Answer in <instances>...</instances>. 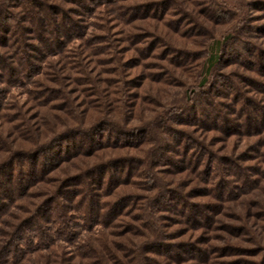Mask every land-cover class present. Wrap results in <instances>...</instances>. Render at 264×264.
<instances>
[{
    "label": "trees",
    "instance_id": "trees-1",
    "mask_svg": "<svg viewBox=\"0 0 264 264\" xmlns=\"http://www.w3.org/2000/svg\"><path fill=\"white\" fill-rule=\"evenodd\" d=\"M226 7L224 0H0V264H264L263 215L250 227L242 217H218L244 195L255 198L243 199V208L264 203V99L245 97L231 78L220 91L223 106L211 95L221 63L264 77L261 41L238 48L237 25L215 29L225 14L236 15ZM112 16L124 28L164 21L167 31L143 24L102 31ZM252 35L260 40L264 31ZM121 42L137 55L119 61ZM155 56L193 77L164 82L176 89L157 109L146 107L160 102L154 97L126 100L143 71L101 67L117 75L113 81L87 66L117 61L123 71ZM212 130L241 141L247 162L235 151L216 154ZM243 134L255 138L244 144ZM180 173L188 179L175 181Z\"/></svg>",
    "mask_w": 264,
    "mask_h": 264
},
{
    "label": "rangeland",
    "instance_id": "rangeland-1",
    "mask_svg": "<svg viewBox=\"0 0 264 264\" xmlns=\"http://www.w3.org/2000/svg\"><path fill=\"white\" fill-rule=\"evenodd\" d=\"M47 1H53V0H47ZM56 1H60V0H56ZM90 4H92L93 2L97 1V0H88ZM226 2V8L227 9H234L235 12V16L229 18V13L225 14L226 19H224V21L222 22V24L217 25L215 29H221V32L226 30H230L232 29L234 25H237L239 27V34L238 37L234 40L236 43L235 46H237L238 48L241 46L242 42H257V41H261L262 46L257 45L258 47H261L264 49V38L258 40V38H253L252 34H256L259 33L261 31H264V3L261 2V4H259V2H256V4H254L255 0H224ZM259 1V0H258ZM93 7V6H92ZM92 7L90 9H92ZM94 9H98V7H94L92 10ZM86 15V14H85ZM146 22V23H145ZM145 23V24H144ZM164 21H157V20H137L134 22V24H132L131 26H120L119 23H117L114 20V17L112 16L111 18L107 19V21H105V24L103 26V30L107 33H110L111 31H113V33H119V31H132L135 30V28L137 26H145L148 28V30L150 31H154V32H162V31H167L166 26H164ZM212 29H214L212 26V24H208ZM216 30V31H217ZM258 37V36H257ZM260 37V36H259ZM241 42V43H240ZM198 45V43L195 44V46ZM255 45V44H254ZM120 47L118 48V54H117V58H119V61H123V58H129L131 56H136L137 52L134 51L133 49H131V43H120L119 45ZM197 47V46H196ZM152 51V50H151ZM154 51H157V49H155ZM107 59L110 58L109 55L105 56ZM112 57V56H111ZM245 57V55L243 56ZM116 58V59H117ZM93 59V58H92ZM88 60V61H92ZM109 61H111L109 59ZM161 61V62H160ZM157 56H155V58H152V60L147 61L148 63V68L145 66H141L138 63L142 62V61H138L137 63H127L126 66H124V70L122 71L121 65H117L116 62H110L109 64L106 65H101L100 63L96 62H89L87 66H98L99 72L103 71L101 73V75L103 77H112L111 75H113V81L116 80L115 75L116 74H109L106 72V70H101V67H106V68H117L119 70V72H123L127 69V71H129L132 74H136L138 72L143 71V73L145 75H143L141 81H143L142 86L144 87H137V86H133L134 84L131 83L130 85V95L131 97H127L126 100H130V101H135L136 102H140L141 99L140 97L142 95H146L150 98V97H154L156 101H160V102H153L152 103L146 102V107L149 105V107L154 106L155 109H157V105L161 104V103H167L166 101L169 100V98L171 97L170 95H173V90L176 89V87H172V86H168L166 85L167 83H169L168 79L171 78V76L173 77H177V79H182V80H193L192 75H190V71H188L187 69L181 70L180 67H177L174 64H170L169 62H165L160 60ZM194 60H189V63H192ZM161 63L165 70L161 71V67H157L156 65ZM195 66V65H194ZM237 67L235 66V64H229L227 62V64H220V66L216 67L213 71H212V79L211 82L214 85L213 89H212V93L211 95L213 96V99H215L217 102L221 103L222 106L224 105L225 101V94L221 93L220 91H224V89H226L224 87V84L226 83L227 79L231 78L234 80V88H238L240 87L244 92V96L245 97H250L251 100L258 97H261L264 99V93H258L257 91H255L256 87L259 86V82L260 80H263L264 77L258 75L256 72H253L252 74H250L251 76H245L241 73H239V70L236 69ZM167 69V70H166ZM162 72L161 75V80L160 82H155L156 79V73L157 72ZM192 71V70H191ZM89 72V71H87ZM95 73V72H94ZM117 76V75H116ZM230 76V77H228ZM189 77V78H188ZM177 81V80H176ZM264 81V80H263ZM166 84H165V83ZM120 84L116 83L112 85V91H115V93L113 94V97L115 98H119L121 95H119V92H117L115 89L116 87H118ZM111 87V86H110ZM224 87V88H223ZM228 88V86H227ZM229 92V90H228ZM134 93V94H133ZM134 95V96H132ZM150 95V96H149ZM170 96V97H168ZM89 99V97H88ZM146 101V99H145ZM264 103V102H263ZM203 104V103H202ZM264 105V104H263ZM264 110V108H263ZM140 113V110L138 111V115ZM145 113L146 115H149V112L147 110H142V114ZM202 115V114H200ZM190 116V115H189ZM187 119V118H186ZM262 127V126H261ZM209 134H206L208 137L212 138V147H214V152L216 154L222 153V154H227L229 153V151H235L237 154L240 155V158L243 159L244 161L247 160V155L246 152L244 153V156L242 155V146L243 143L239 140H235L233 138L227 140L226 135L220 131V130H212V132H208ZM246 135L243 137L244 144L247 142L252 141V139H254L255 137H251L249 138L247 136V134H243ZM262 135H264V131L262 132ZM247 147L249 156L251 157H256V150L255 148H253V146H251V144H248L245 146V148ZM248 156V157H249ZM264 160V159H263ZM223 161H225V158L223 159ZM247 162V161H246ZM251 163V162H248ZM173 177H175V181H178L180 178H184V179H188L187 175H184L183 173L180 174H175ZM187 184V182H186ZM188 185V184H187ZM231 187L229 186L228 190L230 192ZM257 193V192H255ZM260 197V202L261 200H264V192H261L260 195L258 196ZM246 198H255L254 193L250 194V195H244L241 198H239L236 201H231V202H226L223 206V213L219 216L220 221H227V222H239L238 218H241L240 221L244 220V223H246V225H248L250 227V225L253 226V224L256 223V221H258L259 219H261L262 217H264V203L260 206L252 203V205H250L247 208H243L241 205V201L243 199ZM260 215H263L261 218ZM215 217V216H214ZM238 219V220H237ZM260 223L264 226V218H262L260 220ZM221 225V224H219ZM218 233H220V230L217 231ZM222 232V231H221ZM225 233V232H223ZM244 236V234H242ZM241 241V240H240Z\"/></svg>",
    "mask_w": 264,
    "mask_h": 264
}]
</instances>
